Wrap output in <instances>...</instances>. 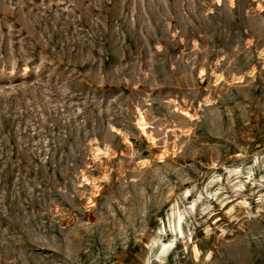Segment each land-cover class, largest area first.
Instances as JSON below:
<instances>
[{
  "label": "rangeland",
  "instance_id": "obj_1",
  "mask_svg": "<svg viewBox=\"0 0 264 264\" xmlns=\"http://www.w3.org/2000/svg\"><path fill=\"white\" fill-rule=\"evenodd\" d=\"M0 264H264V0H0Z\"/></svg>",
  "mask_w": 264,
  "mask_h": 264
},
{
  "label": "bare ground",
  "instance_id": "obj_2",
  "mask_svg": "<svg viewBox=\"0 0 264 264\" xmlns=\"http://www.w3.org/2000/svg\"><path fill=\"white\" fill-rule=\"evenodd\" d=\"M138 122H139V125L142 129V131L145 133V134H148L147 132V125H148V122L146 121V119L144 118V115H140V117L138 118ZM95 156H99L100 153H103V152H107V150L105 149H102L101 147H97L95 148ZM84 179L86 180V182H90V183H93L89 177H84ZM177 241H176V237H172L171 240H169V242H165V243H161L162 245L160 246L159 248V252L160 253H166L168 252V250H171L172 247H174L176 245Z\"/></svg>",
  "mask_w": 264,
  "mask_h": 264
}]
</instances>
